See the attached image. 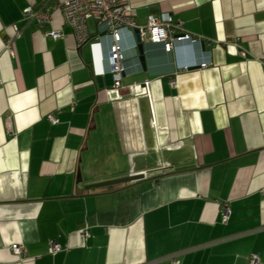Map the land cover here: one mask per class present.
Masks as SVG:
<instances>
[{
  "label": "crops",
  "instance_id": "obj_1",
  "mask_svg": "<svg viewBox=\"0 0 264 264\" xmlns=\"http://www.w3.org/2000/svg\"><path fill=\"white\" fill-rule=\"evenodd\" d=\"M65 1L0 0V264H264V0H128L199 42L143 43L102 88L109 39L78 45Z\"/></svg>",
  "mask_w": 264,
  "mask_h": 264
},
{
  "label": "built area",
  "instance_id": "obj_2",
  "mask_svg": "<svg viewBox=\"0 0 264 264\" xmlns=\"http://www.w3.org/2000/svg\"><path fill=\"white\" fill-rule=\"evenodd\" d=\"M61 11L64 22L68 25L75 37L78 45L89 44L91 46H101V41L109 39L107 50L108 71L113 77L114 86H119L122 76L125 72L124 60L125 54L129 50H135L137 42L131 47L124 46L125 35H133L134 30H138L141 43L162 44L165 52L170 53L176 43L190 42L198 43L199 39L186 33L182 29V24L176 21L172 16L156 17L147 15L145 24L138 25L136 21V11L130 6L128 0H67L58 6ZM24 18L35 20L40 26L48 23L50 20L49 10L42 8L40 10L35 7H27L24 10ZM93 21L97 28L95 37H91L87 22ZM47 36L54 39L61 37L59 32H47ZM6 49L10 50V42L6 43ZM240 55L244 56V52L240 51ZM207 63L194 62L190 66L204 68ZM146 93L148 94L147 88ZM51 124H56L57 119L53 115L48 116ZM228 210L225 208L222 212V218L225 221ZM77 232L84 237H88L89 233L86 227H79ZM64 249L51 240L48 248V254L54 255ZM10 251L17 257L24 254V246L22 244H12ZM20 261H23L21 259ZM248 264H259L255 257L248 260Z\"/></svg>",
  "mask_w": 264,
  "mask_h": 264
},
{
  "label": "water",
  "instance_id": "obj_3",
  "mask_svg": "<svg viewBox=\"0 0 264 264\" xmlns=\"http://www.w3.org/2000/svg\"><path fill=\"white\" fill-rule=\"evenodd\" d=\"M133 34H134L135 41L137 42L136 50L138 53V60H139L140 64L144 67L145 66V58H144V51H143V43L140 42L138 30H134ZM96 80H97V84L100 88H102L103 86H105V87H113L114 86L113 77H112L111 73H106L104 75L98 76L96 78ZM143 179H144V174L130 175V176L120 178V179H114V180H110V181H105V182L93 184V185L87 186L85 189L88 190L90 188H102V187L119 185V184H127V183H132V182L143 180Z\"/></svg>",
  "mask_w": 264,
  "mask_h": 264
}]
</instances>
